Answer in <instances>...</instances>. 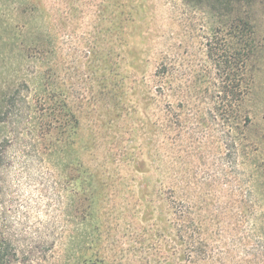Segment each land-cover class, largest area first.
<instances>
[{"label": "trees", "instance_id": "16d2710c", "mask_svg": "<svg viewBox=\"0 0 264 264\" xmlns=\"http://www.w3.org/2000/svg\"><path fill=\"white\" fill-rule=\"evenodd\" d=\"M73 1L0 0L13 36L22 38L24 65H32L33 77L39 79L32 130L47 155L67 151L80 124L66 86L67 60L62 68L58 62L59 24L63 19L66 28ZM165 5L178 24L175 42L166 39L165 30L156 34L153 46L143 49V62L150 68L129 73L122 61L133 56L139 38L156 33L155 10ZM262 5L264 0H97L93 6L101 24L104 60L96 100L105 108L104 125L113 132L114 145L104 147L100 156L95 150L101 142L97 134L92 136L88 189L83 190L87 213L75 223L92 216L100 191L104 198L119 196L128 209L144 205L143 215L154 219L157 241L167 237L171 255L180 264H264V198L235 202L232 207L243 216L236 212L235 221L233 215L226 217L228 202L220 209L213 198L214 177L230 167L225 157L245 156L242 147L252 125L246 102L264 53V36L257 27ZM181 29L192 40L188 57L181 51ZM63 32L65 36L66 29ZM24 84L31 87L29 80ZM141 128L143 140L135 146L133 133ZM252 153L247 155L248 191L262 194L264 167ZM202 158L214 167L202 170ZM69 236L78 249L74 234ZM79 252L74 253L75 264H107L106 255L93 258ZM7 254L0 243V264H6Z\"/></svg>", "mask_w": 264, "mask_h": 264}, {"label": "rangeland", "instance_id": "374dc122", "mask_svg": "<svg viewBox=\"0 0 264 264\" xmlns=\"http://www.w3.org/2000/svg\"><path fill=\"white\" fill-rule=\"evenodd\" d=\"M73 2L74 10L67 19L66 28L62 24L63 19L59 24L58 62L62 68L63 61L67 60L66 86L70 102L80 115V124L76 132H72V146L65 152L51 155H47L45 144L37 141L32 130L36 121L34 86L39 79H34L36 71L32 65H24L22 38L13 36L8 12L0 4V243L8 249L5 263L75 264V255L81 247L79 254L92 255L93 258L106 255L107 264H180L177 256L171 255L167 237L163 235L157 241L152 232L154 219L150 214L143 215L144 205L128 209L119 196L104 198L99 191L94 198L92 216L86 222L75 223L77 216L87 213L83 190L88 189L85 178L90 160V140L97 134L96 138L101 143L95 151L100 156L105 154L104 147L108 149L114 145V140L113 132L108 133L104 125L106 117L102 101L96 100L102 86L104 60L101 24L93 6L97 0ZM262 6L258 11L257 27L264 36ZM169 7H156V23L152 27L156 33L148 39L139 38L133 56L126 57L125 64L122 61L129 73L150 68L143 62V49L153 46L156 34L165 30L168 33L166 39L175 42L174 32L178 24H173L169 18ZM58 8L63 11V5L58 4ZM165 16L167 21L162 18ZM64 29L67 32L65 36ZM180 33L181 51L188 57L186 50H191L192 40L182 29ZM63 77L64 73L59 71L58 80L62 83ZM25 79L29 80V89L25 87ZM246 106L252 125L248 131L249 138L242 147L245 156L239 159L232 154L226 156L230 167L225 166L226 174L214 177L213 198H216L220 209L228 202L226 217L233 215L232 221L238 215L243 217L238 208L232 207L235 202L240 204L247 198H264V193H249L247 180V155L251 149L254 159L264 167V53ZM137 122V117H134V123ZM144 132L141 128L133 133L135 146L140 145ZM200 163L202 170L214 167L210 159L202 158ZM72 203L73 206L67 209ZM72 233L76 238L75 244H79L78 249L71 242L69 235ZM87 246L89 249H85Z\"/></svg>", "mask_w": 264, "mask_h": 264}]
</instances>
